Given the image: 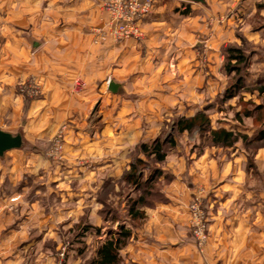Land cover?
Masks as SVG:
<instances>
[{"label": "crops", "instance_id": "1", "mask_svg": "<svg viewBox=\"0 0 264 264\" xmlns=\"http://www.w3.org/2000/svg\"><path fill=\"white\" fill-rule=\"evenodd\" d=\"M160 1L154 15L142 20L143 38L113 40L115 48L112 50H122L117 55L118 60L133 69H143L136 77L138 91L132 94V99L118 103L113 97H120L122 89L112 92L102 81H97L93 88L86 76L79 77L76 65L49 69L38 59L35 67L29 61L31 55H38L36 50L47 43L48 35L54 31L77 33L69 42L71 55L77 64L86 63L89 54L95 55L99 48L94 42L93 28L108 30L110 23L108 11L103 5L98 7L101 5L98 0H39L38 9L32 13L31 6L37 0H20L15 2L23 6L19 11L0 12V130L21 138L19 146L0 154L6 160L16 158L13 164L4 167L10 187L17 184L19 174L24 175L31 169L30 161L22 156L24 139L43 137L44 131L55 127L56 122H71L65 143L68 154L74 158L90 156L93 147L106 146L107 154L95 158L94 164L102 169L120 168L121 176L129 164L126 153L140 140L154 138L162 120L171 111L200 109L221 90L217 71L221 46L227 42L225 32H221L219 25L213 27L209 40L212 48L208 51L211 76L207 79L199 64L196 35L203 30L199 16L181 17L168 0ZM187 1L195 9L209 4L208 0ZM31 29L34 30L32 38L28 35ZM51 70L68 73V76L63 82H54L47 75ZM113 70L122 72L127 67L114 66ZM31 74L38 76L43 96L31 102L24 116V98L16 88ZM93 116L104 123L100 129L93 128ZM38 155L33 153L32 156ZM41 164L44 167V162ZM232 165L234 168L227 165L220 168L204 154L190 164L191 181L181 175V171L187 169L183 162L169 170L175 177L165 189L167 201L147 208L141 223L124 222L132 229V237L120 251L124 264H211L214 260H223L226 264L241 261L242 264H264V192H253L245 184L246 173L243 175L237 170L238 166L235 168L236 164ZM211 177V193L214 194L208 200L211 234L205 252L201 253L190 231L188 203L196 183ZM35 212L43 222V231H54L55 215L46 212L45 207ZM43 259L42 264H49L50 259ZM23 260L22 255L0 256V264H23Z\"/></svg>", "mask_w": 264, "mask_h": 264}, {"label": "rangeland", "instance_id": "2", "mask_svg": "<svg viewBox=\"0 0 264 264\" xmlns=\"http://www.w3.org/2000/svg\"><path fill=\"white\" fill-rule=\"evenodd\" d=\"M18 1L20 0H12L13 3ZM98 1L101 3V0ZM168 1L181 17H192L195 14L199 16L203 24V30L198 31L196 35L200 52L199 64L207 79L211 76V70L208 67V51L212 48L209 40L213 27L219 25L221 32L223 34L225 32L227 42L225 41L221 46L220 69L217 71L221 90L213 98L207 99L200 109L190 111V108H185L179 113L176 110L171 111L162 120L154 138L140 140L126 153L129 164L121 176L120 168L118 170L102 169L99 164H94L95 158L104 157L107 154L106 146L93 147L94 152L90 156L74 158L67 153L65 143L71 123L69 121L56 122L55 127L44 131L43 137L34 140L24 139L22 144L24 155L22 156L30 161L31 169L24 175L19 174L21 176L19 181L12 187L6 181L4 167L7 164H13L16 158L6 160L1 156L0 256L22 255L23 264L36 262L42 264L44 257L50 259L49 264H88L96 255V250L108 231L119 229L120 223L125 222L124 216L133 199L146 189V186H143L141 191H138L134 184H129L125 180L133 163H137L143 180L152 176L156 171L155 168L161 171L157 182L149 186L153 193L158 191V195L152 205L144 207V211L154 207L156 202L167 201L165 189L175 177L169 170L178 168L179 163L183 162L187 169L181 171V175L184 178H190L189 181H191L192 176L188 174L190 164L204 154L214 160L220 168L226 165L234 168L232 164H236L237 170L243 175L246 173L245 184L251 187L253 192H264V137H259L264 130V109L261 112V118L256 109V106L264 105V94L260 95L258 90L259 86L264 85V0H219L218 3L208 0L209 4L200 5L198 9L192 8L187 0ZM153 2L151 13L136 20L142 33L140 37L116 39L110 34L111 21L106 30L109 33L108 36L115 41L143 38L142 20L154 15L156 6L162 1L154 0ZM0 3H3V0H0ZM4 11L0 9V12ZM16 11L13 10V12ZM30 12H34L33 9H30ZM98 28L100 27L93 29ZM33 31L31 29L30 33ZM92 33L95 42L96 34L93 30ZM229 37L232 39L228 40ZM230 46L243 48L249 58L246 63L240 65V72L227 71L226 63L229 56L227 49ZM235 63L236 61H233V64ZM239 81L241 85L238 87ZM16 89L17 93L24 98L25 116L31 102L43 96L42 85L38 76L31 74L28 79L20 81ZM229 89L234 92L231 94ZM202 109H206L213 128H227L256 140L244 143L242 139H239L234 146L223 147L214 145L207 131L199 129L191 133L177 131L175 122L179 118L190 117ZM246 110H253V114L246 116ZM94 118L96 117L93 116V128L100 129L104 123ZM60 133L62 147L59 152H55L54 145ZM155 139L175 141V145L166 146L167 156L163 161L146 157L139 148L141 142H151ZM112 150L116 148L112 147ZM33 153L39 155L32 156ZM20 158H17L19 162ZM139 158L142 162H138ZM41 162H44V167ZM116 170L119 172L118 175ZM6 171L8 172V169ZM211 186L212 177L196 183L188 203L189 210L191 201L196 196H200L208 218V240L201 248L196 243L190 215V231L201 253L205 252L211 234L212 220L208 216L210 205L208 200L214 195L211 193ZM150 197L149 195L148 198ZM44 207L46 212L49 211L55 215L54 231H43L41 228L43 222L37 215L35 216V211L38 212ZM143 218L138 223H141ZM122 260L124 264L123 257ZM219 262L226 264L223 260H214L211 264Z\"/></svg>", "mask_w": 264, "mask_h": 264}, {"label": "trees", "instance_id": "3", "mask_svg": "<svg viewBox=\"0 0 264 264\" xmlns=\"http://www.w3.org/2000/svg\"><path fill=\"white\" fill-rule=\"evenodd\" d=\"M229 56L226 63V68L228 72H240V65L247 62L249 59L245 54V51L241 47L230 46L228 49ZM233 61H236L233 64ZM242 81V80H241ZM238 83V87L241 85ZM260 95L264 94V85L258 88ZM232 94L234 91L230 90ZM257 111L260 113V118L262 117L261 112L264 109V105L260 104L256 106ZM253 110H246L245 115L251 116ZM176 128L178 132H193L196 129L207 131L210 134L211 140L214 145L231 147L236 144L239 139H242L244 143L248 141L252 142L256 138H249L247 135L235 132L227 128H213L211 126V119L206 113V109L199 110L194 115L190 117H181L176 122ZM259 137H264V130L261 131ZM250 139V140H249ZM259 140V138H257ZM170 144L175 145L174 140H160L155 139L151 142H141L139 148L146 157H153L156 161H163L167 156L166 146ZM138 162H142L139 158ZM155 173L143 180L141 171L137 167V163L131 165V170L126 174L125 180L129 184H134L138 191H141V187L146 186L148 190H142L138 197L133 199L132 204L129 206L127 214L124 216V221H130L132 224H137L140 219L145 216L144 207L147 205H152L155 201V197L158 195V191L154 192L149 187L154 182H157L158 177H160L161 171L159 168H155ZM153 193V194H152ZM160 193V192H159ZM151 196L148 198V196ZM132 237V229L121 222L118 230H109L105 239L101 241V244L96 250V255L90 260L88 264H122L121 250L128 244L130 238Z\"/></svg>", "mask_w": 264, "mask_h": 264}, {"label": "clouds", "instance_id": "4", "mask_svg": "<svg viewBox=\"0 0 264 264\" xmlns=\"http://www.w3.org/2000/svg\"><path fill=\"white\" fill-rule=\"evenodd\" d=\"M102 6L101 5H98ZM23 6L19 3H13L12 0H3L0 3V9L7 10H17L19 11ZM33 11L38 9L39 0L37 3L31 6ZM91 9V5H88ZM78 12H83L82 9H78ZM86 15V14H85ZM87 22V21H86ZM110 26V25H109ZM107 27V26H106ZM94 32L106 31L104 29H93ZM29 37L32 38V34L28 33ZM77 35L75 32H50L47 37V43L42 45L41 48L36 50L38 55L33 54L29 57V61L32 66H36V60L38 59L41 65L47 64L49 69H53V66L73 64L76 65V72L79 77H87L88 83L95 87L97 81H102L107 88L109 85L117 90L122 89V95L120 97H113L114 102H121L123 99H132V94L138 91V81L136 79L137 75L143 69H133L131 65L125 66L123 60H118L117 55L119 51H113L115 44L110 36H101L98 38L97 43L99 48L95 55L89 54L87 62L82 66L77 64L74 56L71 55V49L69 48V42L73 37ZM35 38L39 39V36ZM127 67L126 71L117 72L113 68ZM6 67V65L4 66ZM48 78L52 79L54 82L60 80L64 81V78L68 76V73L58 74L56 70H51L48 72ZM66 87L69 85H65Z\"/></svg>", "mask_w": 264, "mask_h": 264}, {"label": "built area", "instance_id": "5", "mask_svg": "<svg viewBox=\"0 0 264 264\" xmlns=\"http://www.w3.org/2000/svg\"><path fill=\"white\" fill-rule=\"evenodd\" d=\"M153 1L154 0H101L102 5L110 14V34L116 39L140 37L142 33L136 20L151 13L154 4ZM95 34L97 38L95 42L97 43L99 37L108 36L109 33L108 31H96ZM61 137L62 134L60 133L54 145L55 152L61 150ZM189 210L191 215V228L196 238V243L199 247L203 248L208 240L209 222L200 196H196L191 201ZM217 264L223 263L219 262Z\"/></svg>", "mask_w": 264, "mask_h": 264}, {"label": "water", "instance_id": "6", "mask_svg": "<svg viewBox=\"0 0 264 264\" xmlns=\"http://www.w3.org/2000/svg\"><path fill=\"white\" fill-rule=\"evenodd\" d=\"M193 1H202V0H193ZM34 46H36V44H34ZM109 89L112 92H116L117 90L112 88L110 85H109ZM20 143H21V138L19 136H12L3 130H0V154H2L6 150L19 146Z\"/></svg>", "mask_w": 264, "mask_h": 264}]
</instances>
